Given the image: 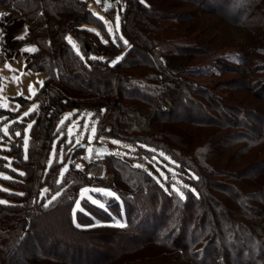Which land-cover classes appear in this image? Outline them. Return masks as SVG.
<instances>
[{"label":"trees","instance_id":"1","mask_svg":"<svg viewBox=\"0 0 264 264\" xmlns=\"http://www.w3.org/2000/svg\"><path fill=\"white\" fill-rule=\"evenodd\" d=\"M227 1L232 2L235 9L230 10V19L227 18L228 11L223 9V2L217 0H144V3L126 0L123 12L119 0L110 6L101 0L99 13L112 23L115 22L114 4L117 2L121 32L127 41V45H123L114 33L106 30L104 21L92 8V0H0V9L16 15L26 26L24 38L16 40L15 48L28 46L36 49L25 57L24 68L45 74L32 99L13 98L21 110L32 102L37 106L32 115L34 122L27 156L22 154L21 136L13 132L16 126L23 130L25 120L13 124L10 129L14 138L8 143L9 155L14 166L24 173L11 183V187L19 184L18 188H12L23 195L9 196V202L0 204V264H83L78 260V253L68 254L70 247L60 238L53 237L58 238L59 244H51V240L46 243L39 238L46 229L52 231L50 225L47 228L44 216L53 215L59 209L67 212L73 233L112 231L131 239L128 244L143 242L152 249L151 255H140V259L132 261L127 256L118 257L117 264L140 263L148 259L152 264H169L185 256L195 264H230L228 258L221 260L210 255L217 249V242L223 241L222 235L231 232L225 229L227 224L231 225L229 218H237L245 205L237 200L236 207L227 208L220 203L217 210H211L213 197L205 189L210 185L211 177H231L238 182L237 189L233 190L235 194L242 197L246 193V199L254 200L257 186L243 183V179L252 174H248L247 169L238 168L237 164L228 163L216 170L214 164L206 161V156L215 152L210 144L218 130L209 129L205 136L201 132L208 130L211 123L214 126L213 121L193 120L185 110V118L177 120L171 113L177 105L183 107L182 102L188 104L186 95L196 92L190 91L188 80L177 76L178 73L183 77H208V61L204 62L202 58L223 47L212 37L211 25L200 19L202 10L206 14L213 12L212 4L219 7V14L224 19L251 27L249 33L255 36L251 40L254 54L246 60L257 61V70L264 72L263 3L261 0ZM188 6L194 7L195 11H188ZM258 7H261L259 11ZM96 32H102L103 36ZM68 37L75 47L69 43ZM239 102L244 108L248 106ZM198 105H191V108L197 112ZM222 107L219 114L223 113ZM71 109L76 110V115L86 112L87 117L95 120V138H114L134 145L129 157L99 155L105 173L114 175L113 192L118 199L101 197L110 201L107 210L85 206L92 216L104 213L109 225L97 227L91 220L84 224L77 213V223L73 222L71 191L77 189L78 192L91 181L80 169L70 164L65 175L60 174L58 167L52 166L48 172L45 170L59 122ZM232 111L236 113V109ZM204 114L201 112L200 116ZM3 117L11 119L14 113L0 109V119ZM6 140L7 136L2 135L1 141ZM80 145L69 150L64 157L66 162L73 159L79 162L85 148L71 157L70 154ZM146 147L157 150L151 152L154 157L160 156L158 150L169 155L178 164L181 174L191 173L190 181L198 195L184 188L187 195L181 199L174 193L177 187L174 182L168 181L166 191L143 169L136 167L137 158L148 153ZM257 148L245 149L246 154L253 158L264 146ZM97 156L91 154L90 159ZM53 160L57 162V154ZM261 163L264 164L263 161L253 162L252 169L261 167ZM79 179L83 183L77 186ZM245 187L251 190H245ZM55 192L60 193L59 198L48 207L43 206L42 202ZM34 209L38 215L28 219V212ZM100 220L104 219L101 217ZM117 221L126 227L114 226ZM239 228L244 231L243 226ZM232 234L235 233L232 231ZM235 249V254L242 255V249ZM247 263L254 264L252 261Z\"/></svg>","mask_w":264,"mask_h":264},{"label":"rangeland","instance_id":"2","mask_svg":"<svg viewBox=\"0 0 264 264\" xmlns=\"http://www.w3.org/2000/svg\"><path fill=\"white\" fill-rule=\"evenodd\" d=\"M217 1L219 3L223 2V9L228 11L227 18L230 19L232 15V11L230 10H235L232 7V2L229 3L227 0ZM91 3L92 8L95 9L97 14H99V18L103 17L106 30L109 32V28H111V32L119 38L122 44L127 45L124 43L125 40L121 32L120 18L119 21L116 19V17L119 16L117 2L114 4V23L105 18L103 14L101 15L99 13L101 3H97L96 0H92ZM260 3H263V5L261 4V7H263L264 0H261ZM188 7V11H195L194 7ZM261 7H258V11ZM212 8L213 12L208 14L204 13L203 10H198L199 12L201 11L200 19H204L205 24L211 25L212 37H215L216 42L221 43L223 47L219 50H215L213 55H206L202 58L204 62L208 61V77L192 75L183 77V74L178 73L177 76L188 80L189 88L192 89L190 91L196 92L195 94H190V96L186 95L188 104L182 102L183 107L177 105L171 113L177 120L185 118V114L183 113L185 110L184 112L186 115H191L193 120L203 119L207 122L213 121L214 126H211L213 124L210 122V128H208V130L204 129L202 130L203 132H201L204 133L205 136L210 132V130H218L216 137L211 140L213 143L210 144V146H213L212 149H214L215 152L212 151L213 154L211 156H206V161L214 164V169L216 170L220 167H224L228 163H231V165L237 164L238 168L247 169L249 170L248 174L253 175H250L252 177L249 176L247 179L244 178L243 183L247 185L251 183L254 186H257L255 192V195L257 196L254 197V200H250L246 199V193L245 195L243 194L242 197L235 194L233 190L237 189L235 187L238 182H235L233 178H210V185L206 187L205 190L213 197L214 204L212 205L211 203V206L213 207L211 210H217L220 203L227 208H233V206L236 207V203H238L237 200L245 205V208L239 211L237 218H234L233 216L229 218V221L230 219L232 220L229 222L231 225L227 224L225 229L231 230V232H226L225 236L222 235L224 242L219 240L217 242V249H215L210 256H214L215 258L221 260L222 258H228L230 264H248L247 262L249 261L254 262V264H264V164L261 163V167L254 169L251 167L253 162H264V149L261 150V152L257 151V154L254 155L253 158L251 155L246 154V150L250 147L253 148L251 150H257L258 146H264V72L257 70V65H259L257 61L253 62L252 60H246V58L251 57V54L252 56L254 54L252 53L254 46L251 43V40L255 36L249 33L251 32V27L246 24L239 26L238 24L236 25L234 21L224 19L219 14L221 12L218 10L219 7L215 4H212ZM4 21L5 19L1 18L0 33L3 35L2 38H0V51L3 54L4 59L3 62L0 63V105H7V107L0 106V109L14 113V117L11 119H8L9 117H3L0 119V200L9 202V196H19V192L12 188H18L19 184H12L11 187V183L14 180H17L18 176H23L20 174L22 171L14 166L13 160L9 155L8 143L14 138V134L10 132V129L13 124L22 123L25 120L21 141L22 154L27 156L31 129L34 122V118L32 117L33 111L29 112V109H31L34 105L37 106L36 102H32L29 107L21 110L19 103L13 98L21 96L26 99H32L40 89L42 84L39 82L44 81L45 74L42 72H33L24 68L25 57L29 53L24 51V49L28 48V46H22L20 48L14 47L15 49H13V46L16 44V33L18 32V36L23 33V35H25L26 26L25 30L20 28L19 26L21 25L19 24V26L7 27L5 29L6 23H4ZM117 23L119 27H117ZM96 33H99V36H103L102 32ZM5 65H8L9 67H5ZM14 77H19V80H15ZM30 85L35 89L34 95L28 91ZM19 93H23V95H20ZM239 101L245 102L248 106H245V108L242 107ZM190 104H200L198 105L199 107H196L198 111H194ZM221 106H224L221 108H224V110L221 111L223 113L219 114L218 110ZM233 109H236V113L235 111H232ZM25 112H29V115L24 116ZM201 112L205 113L203 117L200 116ZM28 125H31V128H29ZM5 126L8 128L7 135L3 132ZM93 127L96 129V134V122L94 119L87 117L86 112H79L76 115V110L71 109L68 111L67 115H63L59 122V130L55 136V140L51 143L49 155L46 160V172L54 166L55 168L58 167V171L61 175H65L70 167V164H73L75 168H77V164L80 165L76 159H73L70 163L66 162L64 159L69 150L76 146L77 140H79V144L85 145L84 153L80 155V158H82L84 154L86 157H91V154L98 156H130V151L134 150V145L130 143L102 136H98L97 138L94 136L90 141L89 137L92 135L91 129ZM2 135L7 136L6 142L1 141ZM25 140H27L26 146L24 143ZM113 141H118V143H113ZM170 141L175 142L171 138ZM99 144L100 146L105 145L107 148L103 150L93 148L94 145L98 146ZM89 148L93 151L89 152ZM145 149L148 153L140 158H137L138 165H142L140 168L156 180L163 189L168 191L167 183L171 180L177 185L174 193L179 198H181L179 194L180 192H182L183 197L186 198L187 192L184 191V188H189L191 190V194L195 196L198 195L194 184L190 181L191 173L187 175L181 174L178 164L165 152L158 150L160 156L154 157L151 152L156 153L157 150L150 147H146ZM243 150L245 151V154L243 153ZM117 153L119 154L117 155ZM161 153L163 155H161ZM56 154L57 162L55 163L53 159ZM65 168H67V171H64ZM161 173H163V176ZM5 176L10 177V179H4ZM165 177H167V179H165ZM102 181H105L113 187L115 186L114 175L111 172L104 173ZM82 183L83 180L79 179L77 186ZM81 189L78 192H76L77 189L71 191L69 199L70 201L73 200L72 208L74 207V202L77 199H80ZM88 189L91 190L90 187ZM176 189H179V192L176 191ZM245 190L251 189L249 187H245ZM107 191L113 192V190ZM56 193L58 192L52 194L47 201L42 202L43 206L48 203V201L51 200ZM89 196L104 202L106 209L107 206H109L110 201L101 199V197L110 199L115 198L103 196L95 191H90ZM39 202H41V197L39 198ZM85 202H88L89 204H85ZM217 202H219L218 206ZM81 204L85 209V212H77V214H79L77 216L81 222L89 224L91 220L97 227L110 224L105 221L107 218L104 213L93 214L92 216L85 206L88 205L98 208L96 205L92 204L88 200H82ZM122 209L123 207L120 208V211ZM33 211L35 212L37 210L34 209ZM55 212L56 213L53 215L44 216L47 228L50 225L49 227H51L52 231H50L49 228V230L46 229L43 234L40 235V240L46 243L51 240V244H59V240L64 241L68 248L70 247L68 254L72 256L78 253V260L83 264H111L113 260L115 264H117L118 257L127 256L129 260L132 261L134 258L140 259V255L148 256L150 251H152L151 247L148 248L149 246H146L143 242H130L129 245L128 242L131 239H129L126 235H119L112 231L100 230L95 233L88 234L73 233L69 228L67 212H64L63 209H59ZM101 217L104 220H100ZM76 221L77 220L75 219V223H77ZM240 226H243L244 231L239 228ZM232 231L235 233L234 235L232 234ZM54 236L60 239L57 241L58 238H53ZM55 240L57 242H55ZM235 247L242 249V255H240L241 257L239 254L237 255V252L235 254ZM127 250L128 252H125ZM185 258L186 256L184 258H176L174 262L169 264H195L194 261L192 262L189 260L190 258ZM148 260H143L140 263L137 262L133 264H152V261ZM209 264L212 263L209 262ZM223 264L229 263L225 262Z\"/></svg>","mask_w":264,"mask_h":264},{"label":"snow or ice","instance_id":"3","mask_svg":"<svg viewBox=\"0 0 264 264\" xmlns=\"http://www.w3.org/2000/svg\"><path fill=\"white\" fill-rule=\"evenodd\" d=\"M96 2H97V3H100L101 0H96ZM141 3H144V0H141ZM0 15H5V14H0ZM100 19L103 20V17H100ZM116 19H117V21H119V16H117ZM117 27H119L118 23H117ZM92 31H94V30H92ZM111 31H112V29L109 28V32H111ZM96 34L99 35V33H96ZM2 35H3V34L0 33V38H2ZM23 38H24V37H19V39H23ZM68 40H69V43H73L71 37H68ZM106 42H107V41H105V43H106ZM124 43L127 44V41H124ZM75 46H76V45L73 43V47H75ZM24 51H26V52H34V51H36V49H35V48H25ZM92 59H95V57H92ZM115 63H116V61H113V64H115ZM5 67H9V66H8V65H5ZM14 79L18 81V80H19V77H14ZM39 83L42 84L43 82L40 81ZM28 91H29L32 95L35 94V89H34L31 85L29 86ZM19 94H20V95H23V93H19ZM0 106L7 107V105H0ZM35 107H36V106L34 105L31 109H29V112L34 111V110H35ZM29 112H25V113H24V116H28V115H29ZM28 127L31 128V125H28ZM85 127H87V126H85ZM3 132H4L5 135L8 134V128H7V126L4 127ZM95 132H96V129L93 127V128L91 129V134H92V135L89 137V140H90V141H91V139L95 136ZM16 135H20V133H16ZM76 142H77V144H79V140H77ZM24 143H25V146H26V145H27V140H25ZM113 143H118V141H113ZM88 151H89V152H92L93 150H92L91 148H89ZM118 154H119V153H117V155H118ZM161 155H163V154L161 153ZM25 158H27V157H25ZM86 158L90 159L91 157H86ZM76 167H77L78 169H81V170H82V165L77 164ZM136 167H142V165H136ZM64 171H67V168H65ZM20 174H21V175H24V173H20ZM62 174H63V173H62ZM161 175L163 176V173H161ZM4 179H10V177L5 176ZM165 179H167V177H165ZM185 187H186V186H185ZM5 191H6V190H5ZM44 191L47 192L48 189H45ZM90 191H95V192L100 193L101 195H103V196H107V197H116V194H115L114 192H112V191H107V190H105V189H103V188H96V189H91V190L88 189V188H83V189H81V192H80V199H77V200L74 202V207L72 208V216H73V222H74V223H75L76 213H77V212H85V209L82 207V204H81V201H82V200H88V201H90L92 204L96 205L98 208H100V209H104V210H107V209H106V205H105L104 202H102V201L99 200V199H95V198H92L91 196H89V192H90ZM176 191L179 192V189H176ZM179 194H180L181 198L183 199V198H184V197H183V193L180 192ZM18 195H23V193H18ZM59 195H60L59 192L56 193V195L53 196L52 199L49 200L48 203H46L44 206H45V207H48V205L51 204L53 201H55ZM116 198L118 199V197H116ZM6 203H7V201H2V200H0V204H6ZM76 226H77V227H80L79 224H77ZM114 226L123 228V227H126V224L117 221L116 224H115Z\"/></svg>","mask_w":264,"mask_h":264},{"label":"built area","instance_id":"4","mask_svg":"<svg viewBox=\"0 0 264 264\" xmlns=\"http://www.w3.org/2000/svg\"><path fill=\"white\" fill-rule=\"evenodd\" d=\"M120 4V11L123 12L125 8V0H119ZM4 56L2 53H0V63L3 62ZM13 132L16 135V133H20L21 136L23 133V130L20 127H14ZM79 163L82 165V170L81 172L89 178L90 185L87 186L88 188L90 187L91 189H96V188H103L105 190H113V186L106 183L105 181H102V177L105 173L104 169V164L102 162V159L100 156L95 157L94 159H88L86 157L79 158ZM38 215L37 211L30 210L28 212V219H32L35 216Z\"/></svg>","mask_w":264,"mask_h":264},{"label":"crops","instance_id":"5","mask_svg":"<svg viewBox=\"0 0 264 264\" xmlns=\"http://www.w3.org/2000/svg\"><path fill=\"white\" fill-rule=\"evenodd\" d=\"M0 14H5V15H0V20H1V18L2 19H5V21H4V23H6L5 29L7 27H13V26H19V25H21L19 27L22 28L23 30H25L24 23L21 20H19L16 15L11 14V13L3 10V9H0ZM17 34H18V32L16 33V40L19 39V37H22L24 33L23 34H20L19 36ZM14 47L15 46H13V49H15ZM0 53H1V51H0Z\"/></svg>","mask_w":264,"mask_h":264},{"label":"water","instance_id":"6","mask_svg":"<svg viewBox=\"0 0 264 264\" xmlns=\"http://www.w3.org/2000/svg\"><path fill=\"white\" fill-rule=\"evenodd\" d=\"M114 1H115V0H104L106 6H110ZM94 147H95V146H93V148H94ZM84 148H85V145H84V144H81L80 146H77L75 149H73V150L71 151L70 157H71L76 151H78V150H80V149H84ZM98 148H99L100 150H103V149H106L107 146H105V145H101V146H99Z\"/></svg>","mask_w":264,"mask_h":264}]
</instances>
